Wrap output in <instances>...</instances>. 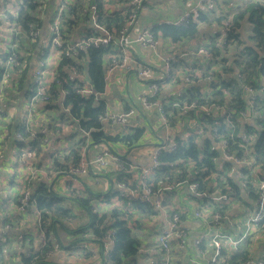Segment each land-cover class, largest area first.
I'll return each mask as SVG.
<instances>
[{"label": "trees", "instance_id": "1", "mask_svg": "<svg viewBox=\"0 0 264 264\" xmlns=\"http://www.w3.org/2000/svg\"><path fill=\"white\" fill-rule=\"evenodd\" d=\"M65 2L66 8L62 11L60 20L64 47L54 75L47 85L46 93L49 98L34 99L33 103L37 108L41 104V109L46 112L44 123L49 126L51 124L56 128L52 122L55 120L52 118L54 114L51 112H63L67 120H75L77 127L88 133L95 144L121 142L129 147L134 146L140 141L144 129L135 128L130 133L115 135L106 133L103 130L101 116L107 111L103 101L96 97V94L102 93L105 89L107 67L104 63L105 58L108 55L118 56L120 53L111 45L78 49L71 57L65 54L67 44L79 38L100 34L94 26L92 5L97 6L96 23L116 32L129 17L132 9L129 5L130 0H65ZM12 3L16 6L14 10H8L5 4H2L1 9L6 10L7 18L4 19L18 29L17 33L12 32L14 50L18 52L21 63L27 61L29 63L26 68L28 71H22L21 85L18 89L20 90L26 85L28 78L26 72H29V69L33 70L36 54L44 47L48 48V45L41 44L42 33L44 29L50 30L51 17L56 10L53 12L55 0H17ZM228 19L230 25L223 38V47L217 44L220 36L217 30L207 42H201L195 48L196 54L202 47L211 53V57L204 56L203 61L192 64L200 67L202 77L196 76L194 83L185 85L181 90L182 94L175 99L169 98L165 105L168 123L174 128L177 125L182 126V131H176L173 136L172 141L176 142L173 150L160 151L158 166L149 176L148 184L156 192L169 184L190 187L191 183L197 182L199 192L227 195L228 200L215 202L214 212L224 214L233 204H238L243 209V216L245 212L247 216L257 209L262 194L259 177L264 174V0L245 2L238 7L233 16L217 11L211 14L199 11L197 17L185 25L156 24L152 31L157 38L180 44L185 39L196 37L201 23L210 25L216 23L220 26ZM244 20L252 24L248 40L253 45L246 44L241 52L230 59L224 52H228L231 45L240 46L245 43L240 32ZM36 29H40L41 33L32 39L28 35ZM7 52L6 50L0 55L7 56ZM183 63L184 60L176 55L171 72L176 81L184 82L182 75V79L180 76L176 77ZM216 65L217 68L214 67ZM5 70L6 63H0V74ZM70 75L75 78L72 80ZM207 76L215 78L209 80ZM153 80L161 85L159 79H150L148 82ZM203 82H206L205 86L209 83L211 87L209 92L201 90ZM248 86L256 89L258 93L255 113L245 126L248 139L242 141L237 136L242 126L239 122L236 131L232 132L223 116L212 111L206 112L202 106L230 104L236 111L244 109L248 103ZM84 88L92 89L94 93L85 95L79 92ZM64 91L65 95L62 94ZM160 92L161 89L156 97ZM26 95L28 99L33 97L31 89ZM174 100L178 105H173ZM193 102H196V106L190 108L188 105ZM214 127H218L220 137L214 136ZM41 128L37 130V140L34 143L36 153L44 150L43 137L46 132H42ZM23 131L25 135L28 134L25 127ZM223 137L230 139L229 152L242 158V164L224 159L221 147ZM18 143L20 146L25 145L24 141ZM86 144L85 139H81L67 150L52 152L50 173H68L70 167L79 166ZM121 160L126 169L116 166L114 171L104 175L109 181L114 179L111 187L105 192L98 191L82 176L76 175L75 178L80 180L79 191L74 188L68 196L56 193L45 181H39L34 186L33 200L41 212V227L46 242L44 244L37 242L30 251H26L22 255V264H89L90 261L97 264H130L138 257L144 237L142 229L147 228L146 221L152 219L158 209L151 202L144 203L131 196L130 191L142 192L139 177L141 168L134 167V162L127 155H123ZM117 180L126 182V187H118ZM193 195L196 200L203 203L209 199L194 193ZM99 203L101 206H98ZM262 230L264 218L257 223V229L252 234ZM112 231L115 232L113 241L106 246L105 236ZM81 243H96L100 247H93L94 245L90 248L86 245L77 247ZM249 245V242H246L238 249L224 248L223 263L243 264L247 259H251ZM98 249L100 256L96 257ZM58 250L68 251L75 259H80V262L59 259L48 262L47 252Z\"/></svg>", "mask_w": 264, "mask_h": 264}, {"label": "crops", "instance_id": "2", "mask_svg": "<svg viewBox=\"0 0 264 264\" xmlns=\"http://www.w3.org/2000/svg\"><path fill=\"white\" fill-rule=\"evenodd\" d=\"M197 1L198 0H145L146 7L140 11L138 20L131 29V42L129 48L138 60L153 66V73L146 78H141L134 73L127 72L125 68H116L109 79L106 80L104 91L98 94V99L103 101L106 111L121 113L131 108L135 109L134 114L127 119L125 126L112 121H104L102 124L103 130L111 135L122 134L124 132L130 133L135 128L144 129L143 135L139 138L140 141L134 146L129 147L121 142H111L112 144H110L114 152L118 153L121 158L123 155H127V157L134 162L133 166L139 169L150 166L152 164L154 150H156L162 142L172 141L176 131H182V126L177 125V127L174 128L168 121H163L162 114L156 105L147 106L144 104V99L150 96L151 100L157 101L158 103L162 102L166 105L168 99L173 97L175 92L185 87L184 82L176 81L172 74L171 78L166 79L163 77V75H165L163 58L168 55H179L180 58L184 60L181 70L176 73V77L180 76L181 78L185 70H189L194 62L198 63V61H203L205 59L202 53H195V48L199 43L207 42L212 37V34L216 33L219 25L216 23L212 25L201 23L196 37L189 40L185 39L180 44L158 38L159 44L154 48L143 46L138 41L137 37L144 28L178 19L187 9L196 5ZM212 1L213 0H209L206 2L201 7L202 9L200 11L207 7L210 9L209 4ZM234 1L235 0H222L223 5L220 12L233 16L238 11V7L250 0H244L234 12H231V5ZM7 3L9 4L8 1ZM5 7L8 10H14L16 8L13 3ZM212 12L215 11L211 10L208 14ZM3 19L2 17L0 18V35H7L10 38L8 23L3 21ZM251 31L252 24L244 20L240 32L241 39H243L245 43L240 46L231 45L230 48L234 47L235 52H241L246 44L253 45V43L248 40ZM50 35L51 31L44 29L41 39V44L43 46L48 45L47 43L49 42ZM0 48V50L3 49L1 45ZM43 49H45V47ZM231 53L233 54V51L229 49L226 54L229 56L232 55ZM109 58V55L105 58V67L106 64H108ZM33 61L34 58L32 63ZM214 67L217 68V65ZM190 71L202 73L199 66H193ZM197 77L201 78L202 75H198ZM28 78L25 88L20 90L10 88L11 95H8V93L4 91L3 96L0 95V107L10 110L8 122L2 120L0 116V264H22V255L26 251H30L25 238L27 235L38 232L39 226L36 213L37 209L35 206H30L28 210L24 211H20L18 208L17 189L14 187V184L16 180L20 178L23 169L19 165V160L15 158L18 146L20 147L13 134L17 126H21L23 130L25 127L27 131L29 128L36 131L44 127V125L48 126L45 137H43L44 150L41 153H36L38 177L33 180V189L39 181H45L56 193L68 196L64 191L66 187H79L80 180L78 178L59 173L55 176L56 180L54 178L50 181L47 173L51 168L52 158L50 155L52 152L67 150L76 145L81 139H85L87 143L83 157L90 161V173L82 175V178L89 185L100 192H105L111 187L114 179L109 181L108 177L104 175L116 169V164L113 160H109V163L106 165H99L93 162L97 154L104 149V143L100 142L95 144L89 134L77 127L75 120H67V116L64 115L63 112L58 113L57 111L50 110V112L52 111L51 113L54 114L52 118L55 120L52 122L56 128L52 127L51 124L49 126L44 123L46 121V112L41 109V104L38 108L33 104L35 109H33L31 117H26V112L24 113L26 102H31L33 99H28L26 95L29 90L26 88H30L33 81L31 69H29ZM214 78L213 76V79ZM150 79L165 80L162 83L161 92L158 97H156V95L151 97L153 93L148 86V80ZM30 82L31 85L29 86ZM197 82L198 80H196L195 83ZM205 84L206 82L201 84V90L203 92H209L211 87L209 83L206 86ZM76 139L80 140L76 142ZM193 193L194 192H192L187 185L177 184L171 189L166 190V204H169V207L165 208V210H157L152 219L146 221L147 228L142 229L144 237L140 254L138 257L134 258L130 264H160L162 262V255L156 237L167 225L169 217L174 210L181 213L182 224L186 229L187 236L184 247L179 246V239L177 237L172 238V260L170 264H203L206 257L213 253V246H211L209 242L204 241L200 246H197L195 240L207 230L208 225L206 218L209 219L212 217L215 204L211 202L210 198V201L209 199L205 201L206 203H203L201 200H196ZM153 198H155V196ZM98 206H101V203H99ZM201 206H203L202 208H207L204 212L205 215L196 216L195 210ZM242 211L243 209L238 204H233L230 209L224 212V219L220 227H217L216 231L231 234L233 239L238 241L240 246L249 242L251 258L264 257V234L261 231L255 232L254 234L251 233L252 235L246 234V220L251 213L246 216L245 212L243 216ZM255 228L257 229V225ZM33 239L34 243L38 242L36 237H33ZM81 245H86L87 248L93 245V247H100L96 243H81L77 247ZM224 248L231 249L232 244L226 243ZM75 255H77V253H75ZM95 255L96 257L100 256L99 249ZM58 258L61 261L68 260L69 262H80V259H75L74 255H71L66 250H58L51 257L49 252L46 257L48 262L58 260ZM89 264L97 263L90 261Z\"/></svg>", "mask_w": 264, "mask_h": 264}, {"label": "built area", "instance_id": "3", "mask_svg": "<svg viewBox=\"0 0 264 264\" xmlns=\"http://www.w3.org/2000/svg\"><path fill=\"white\" fill-rule=\"evenodd\" d=\"M10 3L15 2L17 0H6ZM68 1V0H67ZM209 0H198L197 4L192 6L191 8L187 9L186 12L174 21L168 22V24L181 26L189 23L191 19L197 17L198 12L202 9L201 7L208 2ZM4 0H0V18H7L6 10L1 9L2 4L5 6L9 5L8 3H4ZM145 0H130V6L132 7L131 12L129 13V17L125 23L121 25L118 31L112 32L103 25L96 23V10L97 6L92 5V15H93V22L94 26L97 31L100 32L98 35H93L89 38H79L69 44H67V49L65 50V54L67 57L73 56L78 49H87L90 46L93 47H110L111 45L114 46L117 52L120 54L113 55L110 57L107 67H106V80L109 79L110 75L116 68H125L127 72L132 71L138 77L146 78L153 73V66L150 64H143L141 63L132 53L130 50V32L134 24L137 22L139 13L142 9L146 7ZM6 8V7H5ZM66 8L65 0H55V8H54V18L50 21V31L51 35L49 38L48 48L41 49L36 54L35 59V66L32 70L33 76V87L31 88V92L33 93V99L31 102H26L24 113L26 112V117H31L33 107V100L40 99V100H47L49 98L48 94L46 93L48 82L52 79L56 65L58 60L60 59L63 53L64 41L62 40V33H61V14L62 11ZM6 23H8V29L10 31V38L8 41L2 43V50L3 52H7L6 63H13L14 66L12 68H20L21 61L19 59V54L16 50H14L13 45V35L12 32H18V29L13 25V23L8 22L7 20L3 19ZM167 24V23H166ZM230 19L226 20L224 24L220 25L217 30L220 33L218 37L217 44L220 47H223V38L227 34V30L229 29ZM217 32V31H216ZM41 33L40 29H36L30 32L28 36L32 37V39L37 38ZM138 41L143 46L149 47H156L159 44V39L154 35L152 31V27L144 28L137 37ZM8 48H11L8 50ZM233 54L231 56L238 54L239 52H235V48L231 47ZM200 53H202L206 58L211 57V53L208 49L202 47L200 49ZM228 53V52H226ZM224 52V55L226 54ZM9 59V60H8ZM176 60L175 55H168L163 58V69L165 75L163 77L171 78V72L173 69V63ZM7 68V65H6ZM22 70V69H21ZM200 76V72L186 70L184 72L183 78L185 85H189L190 83H194V78L196 76ZM70 78L73 80L75 76L70 75ZM209 80L213 79V76H207ZM160 80V79H159ZM165 80H161V85L156 81L153 80L148 83L150 90L152 91L153 97L156 95L161 87L162 83ZM248 89V103L247 107L244 109L237 110L231 107V105L227 104H217L215 106H202V109L206 112H214L216 114H220L226 120V123L231 127L232 132H235L238 127V122L242 125L237 136L242 141H247L248 133L246 130V123L250 121L255 113V105L257 99V91L251 86L247 87ZM4 88L0 89V95L3 96ZM79 92L90 95L94 93L92 89L84 88L80 89ZM7 93V92H6ZM65 95V91L62 92ZM182 94V91L179 90L175 92L174 99L179 97ZM98 98V94H96ZM144 104L147 106L156 105L159 111L162 114L163 121L168 120V115L166 113L165 104L162 102L153 101L150 99V96L144 99ZM173 105H178V103L174 100ZM190 108L196 106V102L188 105ZM135 112L134 108L129 109L128 111H124L121 113H111L107 111L105 115L101 116V121H112L116 123H120L125 126L127 119L133 115ZM9 113L10 110L8 108L0 107V116L1 119L8 122L9 121ZM238 117H240L238 119ZM237 118V120H236ZM42 132L47 131V127L41 128ZM14 136L16 137V141H24L25 145L18 146V150L15 153V158L19 160V165L22 167L23 171L18 180H16L14 187L17 189V199H18V208L20 211L28 210V207L35 206V202L33 200V195L35 188L33 189L32 183L33 180L38 177V169L36 167V150L34 147V143L37 140V130H33L29 128L28 134L25 135V132L21 128V126H17L15 131H13ZM213 134L216 137H220V132L218 127H214ZM18 145H20L18 143ZM105 147L101 152L97 154L94 158L93 162L98 163L99 165H106L109 163V160H113L120 169H126L124 162L121 160V157L118 153L112 150V146L110 144H104ZM229 145L230 139L228 137H223L221 147L223 151L224 159L233 160L237 164H242L243 159L240 158L238 155L229 152ZM176 147L175 141L170 142H162L156 150H154L152 155V164L146 168H141V172L139 173L140 177V184L142 188V192L137 191H130L131 196L135 197L136 199L140 200L141 202H151L158 210H165V208L169 207V204H166V194L164 191L171 189L174 185L169 184L164 187L158 189V191L154 192L151 186L148 184V178L151 174H153L158 166V159L159 153L163 149L173 150ZM86 148V147H85ZM85 151V149H84ZM83 151V153H84ZM89 163L90 161L86 160V158H82L79 166H72L70 167L68 173H62L64 175H68L70 177L82 176L89 172ZM16 167V165H15ZM48 179L52 181L56 173L50 174L48 171ZM15 176V175H14ZM56 180V178H55ZM260 188L262 189V194L258 200L257 209L253 214H250L246 220V234L250 235L253 233L255 226L264 218V174L259 177ZM127 183L121 180H117L118 187H126ZM199 184L197 182H193L190 184V190L195 194L202 196V197H209L211 202L215 204V202L226 201L228 197L226 194H208L206 192H199L198 191ZM80 187V184H79ZM79 187H74L79 191ZM72 186L66 187L67 195H70L72 190L74 189ZM155 196V198H153ZM203 206L197 208L195 210L196 216H204V212L206 211ZM37 209V207H36ZM37 218H38V232H34L31 235H27L25 238L26 243L29 245L28 248L31 250L33 244V237H36L39 243L44 244L46 242V238L44 237V231H42L41 227V212L37 209ZM224 214H221L219 211H215L211 218H206V222L208 225L207 230L202 233L196 240L195 243L197 246H200L204 241H207L213 246V253L210 254L204 260L203 264H224V256H223V248L226 243L232 244V249H238L240 244L238 241H235L231 234L229 233H221L217 232V227H220L222 220L224 219ZM183 221L181 218V214L179 211L174 210L168 220L167 225L159 232L156 237L158 242V247L162 255V262L160 264H170L172 260V243L171 240L173 237H177L179 239V246L184 247L186 244V236L187 232L185 227L183 226ZM9 227V226H7ZM42 231V232H41ZM114 231L108 233L105 236L104 244L107 246L113 241ZM37 235V236H36ZM50 251L47 252V254ZM226 264H234V263H226ZM243 264H264V259L261 258H251L247 259Z\"/></svg>", "mask_w": 264, "mask_h": 264}, {"label": "rangeland", "instance_id": "4", "mask_svg": "<svg viewBox=\"0 0 264 264\" xmlns=\"http://www.w3.org/2000/svg\"><path fill=\"white\" fill-rule=\"evenodd\" d=\"M243 1L244 0H235L234 1V3L231 5V8H232V10L230 9V11L231 12H234L236 9H237V7L241 4V3H243ZM222 5H223V2H222V0H216V1H212L210 4H209V7H210V9L207 7V8H204L203 10H202V12L203 13H206V14H208L211 10H214V11H218V12H220L221 11V7H222ZM54 12V11H53ZM54 15H55V13H54ZM54 15H52V17H51V20H53V18H54ZM50 25V24H49ZM213 35H215V33H213L212 34V36ZM8 39H9V37L6 35V36H1L0 35V45H2V43H4L5 41H8ZM1 49V48H0ZM0 54H3V50H0ZM3 59H5V60H3ZM9 60V59H8ZM2 62H5L6 63V58H5V56L4 55H0V63H2ZM28 61H27V63L26 62H24V63H22L21 64V66H20V68H12V69H10L11 67H13L14 66V64L13 63H6V65H7V68H6V70L2 73V74H0V89L1 88H4L5 89V91L8 93V95L10 94V88H12V89H19V87H20V85H21V76H22V71L24 70H27L28 71V69H26L27 67H28ZM22 69V70H21ZM23 71V72H24ZM29 76V72H26V76ZM29 79V78H28ZM32 80H33V78H32ZM28 82H29V80H28ZM31 85V82H30V84H29V86ZM28 86V87H29ZM25 87V85L22 87V88H24ZM33 87V81H32V86L30 87V88H26V89H31ZM7 95V96H8ZM11 95V94H10ZM44 127H48L47 125H44ZM43 128V127H42ZM80 139H76V142H78ZM258 232V231H257ZM256 232V233H257ZM261 232H263V234H264V230H262ZM55 252H50V257L54 254ZM261 258V257H260ZM59 259V258H58Z\"/></svg>", "mask_w": 264, "mask_h": 264}, {"label": "water", "instance_id": "5", "mask_svg": "<svg viewBox=\"0 0 264 264\" xmlns=\"http://www.w3.org/2000/svg\"><path fill=\"white\" fill-rule=\"evenodd\" d=\"M32 68V67H31Z\"/></svg>", "mask_w": 264, "mask_h": 264}]
</instances>
